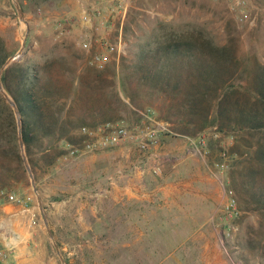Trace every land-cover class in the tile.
<instances>
[{"label": "rangeland", "instance_id": "1", "mask_svg": "<svg viewBox=\"0 0 264 264\" xmlns=\"http://www.w3.org/2000/svg\"><path fill=\"white\" fill-rule=\"evenodd\" d=\"M208 1L138 0L134 7H101L98 12L91 7H66V0H0V57H15L8 66L29 61L42 70L45 67L48 73L62 79L63 95L67 94L69 80L75 77L90 79L91 68L103 71L106 79L103 89L80 88L81 99L73 112L86 115L95 105L111 107L120 117L114 126L134 125L149 116L155 126H163V131H168L171 126L164 117L170 116L172 127H181L180 121L187 116L185 93L198 88L203 69L193 61L172 59L166 65L168 74L163 72V80L157 83L156 73L163 67L165 55L143 54L142 49L149 42L166 34L183 32L193 36L202 34L214 45L227 49L226 56H218L209 50L197 52L195 56L196 60L217 67L207 100L200 102L197 108L205 114L211 111V117L216 92L232 86L236 90L243 89L247 79L255 75L260 64H264V0H246V4L227 0V4L215 7H211ZM104 41L117 45V48L100 69L91 64V59L105 51ZM19 52L21 54L17 56ZM115 84H122L118 94L115 93ZM188 107L189 102L185 108ZM218 126L208 127L195 136L198 135L199 152L208 151L220 194L228 200V191L234 190L238 204L231 213L226 211L224 204L216 207L204 203L205 195L210 196L212 203L219 198L215 190L217 184L212 190L202 188L199 194L186 193L175 199L163 194L162 203L157 206L104 202L103 211L110 218L98 225L93 223L105 241L103 247L91 251L80 248L79 252L69 254V250L62 249L65 246L62 241L66 238L74 244L79 239L67 238L65 229L79 227L78 221L73 219L82 211V202L91 199L94 193L90 194L95 190L82 186L86 164L69 155L70 147L82 146L87 138L81 128L72 133L75 145L64 140L59 142L69 160L57 159L53 165L46 166L41 153L37 156L33 171L48 217V227L27 170L23 183L16 184L14 178L8 187H0L7 193L0 207L3 203H14L9 194L29 203L31 211L25 214L30 219L32 232L38 231L36 234L43 241L47 256L56 264H64L63 259L66 264H81L82 258L87 264H203L201 245L206 238L197 235V229L212 233L209 235L211 240L220 245L217 257L220 262L223 259L222 264H264V209L259 208L244 189L240 202V195L231 184L233 168L229 166L234 138L219 131ZM130 146L134 144L122 142L100 151L110 153L116 160H124L121 150ZM245 150L242 149L235 171L239 184L248 180L253 165L244 154ZM224 161L228 167L221 170L216 164ZM9 165L16 168L12 161ZM254 167L257 186L263 187L264 169L255 162ZM172 172L171 165L168 171L162 167L157 176H162L165 181L166 178L172 179ZM177 179L174 178L175 183ZM212 210L216 214L214 219L209 218ZM4 212L7 214V211L0 210V215ZM3 217L9 226V217ZM132 230L144 233L131 237L129 232Z\"/></svg>", "mask_w": 264, "mask_h": 264}, {"label": "trees", "instance_id": "2", "mask_svg": "<svg viewBox=\"0 0 264 264\" xmlns=\"http://www.w3.org/2000/svg\"><path fill=\"white\" fill-rule=\"evenodd\" d=\"M142 50L145 55L148 52L165 55L163 67H160L156 73L157 83L163 80L162 74H168L166 65L172 59H182V62L193 61L203 69L198 78V88L185 93L184 109L187 111L188 118L186 116L183 121H180L181 127H172L173 122L170 116L164 117L171 126L166 132L196 138L197 132L203 133L206 128L218 124L219 131L234 138L230 148L232 161L229 166L233 168L230 173L231 184L235 187L238 196L240 195V202L243 201L241 196L244 189L259 208L264 209V186H257L254 175L257 171L254 162L264 169V64H260L255 75L247 79V84L242 85L243 89L236 90L232 86L217 91L213 100V117H211V111L205 114L197 108L200 102L207 100L208 88L210 83L214 82V72L217 67L205 64L202 60H196L195 56L197 52L205 50L214 52L218 56L221 54L226 56L225 47L214 45L211 39H205L202 34L193 36L178 32L158 37L145 45ZM6 60L7 57H0V68ZM209 67L210 70H208ZM48 72L45 67L42 70L28 61L14 62L2 75L6 91L13 97L21 111L25 150L34 170L37 166L38 154L41 153L46 166H51L66 152L60 147V141L64 140L68 144L75 145L72 133L78 128H98L106 124H114L120 118L113 108L105 106L95 105L86 115L73 112L81 99L80 88L86 87L92 91L103 89L106 81L103 71L91 68L89 69L90 79L83 80L75 77L69 80L65 95L61 93L62 79ZM121 86L122 84L120 86L115 84V93H119ZM188 102L189 107L185 108ZM242 149H246L244 154L251 159L253 165L250 168L248 180L239 184L235 171L239 158L243 154ZM1 158L4 159L3 162ZM9 161L16 164L15 169L9 165ZM25 173L17 118L12 106L0 92V187H8L14 178H16L14 179L16 184L23 183L26 180Z\"/></svg>", "mask_w": 264, "mask_h": 264}, {"label": "crops", "instance_id": "3", "mask_svg": "<svg viewBox=\"0 0 264 264\" xmlns=\"http://www.w3.org/2000/svg\"><path fill=\"white\" fill-rule=\"evenodd\" d=\"M135 1L138 0H66L65 4L66 7H91L100 11L101 7H134ZM208 2L211 7L221 3L227 4V0H209ZM26 3L24 1V4ZM158 128L160 130L158 142L154 147L148 151H142L135 145L125 148L121 150L125 156L124 160H116L110 153L100 150L81 152L75 156V159L87 166L83 170L85 175L82 186L95 190L90 194L91 196L94 193L91 199L86 198L82 202V211L73 219L78 221L79 227L65 229L67 238L77 237L79 240L73 244L71 240L65 238L62 241L65 245L62 249L69 250V254H72L80 248L91 251L93 248L103 247L105 241L101 238L99 229L94 228L93 223L98 225L100 221L110 218L103 211L104 202L113 205L141 203L157 206L162 203L163 194L175 199L176 196L180 197L186 193L199 194L202 188L205 191L214 188L217 181L213 178L208 151L204 149V153L199 152L197 138L168 134L160 125ZM68 156L65 154L58 160H69ZM158 164H161L165 171H168L170 165L172 166V179L166 178L163 181L162 176L153 174L152 169ZM166 175L169 177L168 173ZM176 177L178 179L175 183ZM215 190L219 193V198L212 203L209 200L210 196L205 195L206 205L218 207L227 202V198L220 194L218 184ZM0 210L7 211V214L4 212L5 214L0 215V241L13 246L12 255L16 264H56L50 256H47L45 245L36 234L38 231L32 232L28 214H25L21 205L3 203ZM6 215L10 220L9 226L3 217ZM215 216L212 210L209 218L214 219ZM5 223L6 226H4ZM195 232L206 238L201 245L203 264H222L223 259L221 258L220 262L217 257L220 245L211 240L209 235L212 236V233L205 232L203 229H197ZM139 233L144 232L140 230ZM129 234L131 237L140 235L138 230H132ZM92 258L95 259L94 256ZM83 260L85 259L82 258L81 264H87Z\"/></svg>", "mask_w": 264, "mask_h": 264}, {"label": "built area", "instance_id": "4", "mask_svg": "<svg viewBox=\"0 0 264 264\" xmlns=\"http://www.w3.org/2000/svg\"><path fill=\"white\" fill-rule=\"evenodd\" d=\"M240 4H246V0H239ZM125 8V7H124ZM99 12V10H97ZM105 48L104 52H99L91 59V64L97 68H104L107 62L110 60V55L116 51L117 45L110 42H102ZM159 128L155 126L151 117H147L134 125L118 124H106L100 126L98 129H90L87 127L82 128V132L87 136L82 146H72L69 150L70 156H76L81 152H93L104 150L106 148L116 146L122 142H131L138 149L142 151H148L154 147L158 142ZM221 170L228 167L227 162H221L216 164ZM152 172L155 175H160L162 172L161 165H156ZM229 196L224 207L227 212H232L237 209V200L234 196V191L230 189L228 191ZM9 194V193H8ZM7 196L4 190H0V202ZM12 202L22 206L24 212L31 211L29 203L18 197H13L11 194ZM13 246L8 245L0 241V264H16L13 260ZM29 257V254L27 255Z\"/></svg>", "mask_w": 264, "mask_h": 264}, {"label": "water", "instance_id": "5", "mask_svg": "<svg viewBox=\"0 0 264 264\" xmlns=\"http://www.w3.org/2000/svg\"><path fill=\"white\" fill-rule=\"evenodd\" d=\"M16 6L18 7V10L21 14V17H23V11L19 5L18 2H16ZM25 45V43H24ZM21 52H19L17 54V56H20ZM15 57H12V58H9L5 61V63L2 65V67L0 68V92L4 95V97L6 98L7 102L12 106L13 110H14V113L16 115V118H17V123H18V129H19V143H20V148H21V154H22V157H23V161H24V165L26 167V170L29 174V177L31 179V184H32V187L35 191V193L37 194L38 196V200H39V205H40V208L43 212V215H44V220H45V223L48 227V217L46 215V213L44 212V207H43V204H42V201H41V197H40V194L38 192V188H37V181H36V177H35V174H34V171H33V168L29 162V159H28V156L26 154V150H25V142H24V139H23V135H22V118H21V111L19 109V106L17 105L16 101L13 99V97L6 91L5 87H4V84H3V81H2V75H3V72L5 71V69L7 68V66L12 62V59H14ZM51 236H52V233H51ZM64 264H66L65 260L63 259L62 260Z\"/></svg>", "mask_w": 264, "mask_h": 264}]
</instances>
